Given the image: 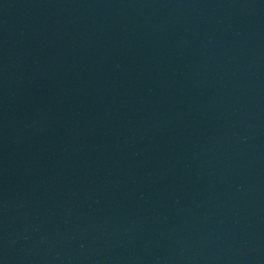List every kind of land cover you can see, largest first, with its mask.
<instances>
[{"label":"water","instance_id":"95a60500","mask_svg":"<svg viewBox=\"0 0 264 264\" xmlns=\"http://www.w3.org/2000/svg\"><path fill=\"white\" fill-rule=\"evenodd\" d=\"M0 264H264V0H0Z\"/></svg>","mask_w":264,"mask_h":264}]
</instances>
